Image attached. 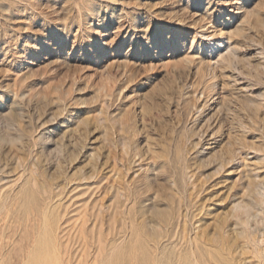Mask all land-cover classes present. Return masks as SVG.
Returning <instances> with one entry per match:
<instances>
[{"label": "rangeland", "instance_id": "obj_1", "mask_svg": "<svg viewBox=\"0 0 264 264\" xmlns=\"http://www.w3.org/2000/svg\"><path fill=\"white\" fill-rule=\"evenodd\" d=\"M263 185L264 0H0L5 264H264Z\"/></svg>", "mask_w": 264, "mask_h": 264}, {"label": "bare ground", "instance_id": "obj_2", "mask_svg": "<svg viewBox=\"0 0 264 264\" xmlns=\"http://www.w3.org/2000/svg\"><path fill=\"white\" fill-rule=\"evenodd\" d=\"M211 34H212V33H211ZM214 34H215L214 36L217 37V34H216V33H214ZM218 35H219V34H218ZM220 36H221V35H220ZM221 37H222V36H221ZM212 38H213V36L210 37V39H212ZM218 45H221V44H218ZM117 122H118V121H117ZM192 130H193V129H192ZM116 133H117V132H116ZM183 136H184V135H183ZM199 136H200V135H199ZM200 137H201V136H200ZM117 140H118V139H117ZM232 145H233V144H232ZM78 149H79V148H78ZM230 149H231V148H230ZM233 150H234V149H233ZM233 150H232V151H233ZM235 150H236V149H235ZM236 151H237V150H236ZM227 152H228V151H227ZM227 152H226V153H227ZM230 152H231V151H230ZM242 152H243V151H242ZM228 153H229V152H228ZM232 153H233V154H236L237 152H235V153L232 152ZM232 153H230V156L233 155ZM119 154H120V153H119ZM237 154H238V153H237ZM237 154H236V155H237ZM236 155H233V156L235 157ZM96 156H97V155H96ZM233 156H232V157H233ZM237 156H238V155H237ZM92 157H93V156H92ZM232 157H230V159H229V160H226V161H227V162H231L230 160H232V159H231ZM240 157H241V155H240ZM131 158H132V157H131ZM222 158H223V157H222ZM228 158H229V157H228ZM228 158H227V159H228ZM134 159H135V158H134ZM138 159H139V158H138ZM241 159H242V158H241ZM97 160H98V159H97ZM233 160H234V159H233ZM233 160H232V161H233ZM237 160H239V159H237ZM98 161H99V160H98ZM220 161H221V160H220ZM94 162H95V161H94ZM221 162H222V161H221ZM221 162H220V163H221ZM222 164H223V163H222ZM222 164H220V167H223L225 163H224L223 165H222ZM93 165H94V163H93ZM101 165H102V164H101ZM221 165H222V166H221ZM225 165H226V164H225ZM120 167H121V166H120ZM124 167H125V166H124ZM93 168H95V167H93ZM220 169H222V168H220ZM87 171H88V170H87ZM90 171H91V170H90ZM95 171H96V170H95ZM218 171H219V170H218ZM80 173H81V172H80ZM92 173H93V172H92ZM93 174L95 175V173H93ZM85 176H86V175H85ZM85 176H84V177H85ZM94 177H95V176H94ZM88 178H90V177H88ZM83 179H84V178H83ZM85 179H86V177H85ZM92 179H93V178H92ZM195 179H196V178H195ZM196 180H197V179H196ZM33 181H35V180H33ZM90 181H91V180H90ZM35 182H36V181H35ZM87 182H88V181H87ZM106 182H107V181H106ZM118 182H119V181H118ZM107 183H108V182H107ZM250 183H252V181H251ZM250 183H249V184H250ZM253 183H254V182H253ZM253 183L250 184V185L253 186ZM79 184H80V183H79ZM79 184H78V185H79ZM121 184H122V183H121ZM255 184H256V182H255ZM33 185H35V184H33ZM116 185H117V184H116ZM118 185L120 186V184H118ZM256 185H258V184H256ZM251 186H250V187H251ZM263 186H264V185H263ZM112 187H113V186H112ZM121 187H122V186H121ZM121 187H120V189H121ZM250 187L248 186V191L251 190ZM255 187H256V186H255ZM116 188H117V187H116ZM118 188H119V187H118ZM251 188H253V187H251ZM261 188H262V187H261ZM122 190H123V189H122ZM127 190H128V188H127ZM253 190L255 191V188L252 189V191H253ZM261 190H262V189H257V188H256V191H259L260 194H262ZM103 191H104V190H103ZM110 191H111V190H110ZM177 191H178V190H177ZM256 191H255L254 193H255V194H256V193L259 194V193L256 192ZM263 191H264V190H263ZM250 192H251V191H250ZM120 193H121V196H123V197L125 196V193H124V192H120ZM254 193L251 192V194H250L251 196H250V197H252V194H253L254 196H256ZM246 194H247V193H246ZM246 194H245L244 196H246ZM248 194H249V193H248ZM260 194H259V195H260ZM112 195H113V194H112ZM126 195H127V194H126ZM117 196H118V195H117ZM119 196H120V195H119ZM119 196H118V197H119ZM129 196H130V195H129ZM256 197H257V196H256ZM261 197H262V196H261ZM51 198H52V197H51ZM245 198H246V197H245ZM45 199H46V198H45ZM112 199H113V198H112ZM118 199H119V198H118ZM252 199H254V198H252ZM252 199H251V202L253 201ZM262 199H264V196H263ZM247 200H248V196H247ZM247 200H245V201H247ZM254 200H255V199H254ZM241 201H242V202H241ZM241 201H239L240 204L243 203L244 200H241ZM259 201H260V200H259ZM7 202H8V201H7ZM247 202H248V201H247ZM100 203H101V202H100ZM125 203H126V201H125ZM244 203H246V202H244ZM252 203H253V202H252ZM252 203H251V205H252ZM260 203H261V202H260ZM262 203H263V202H262ZM43 204H44V203H43ZM126 204H127V203H126ZM126 204H125V205H126ZM238 204H239V203H238ZM238 204H236V205H234V206H237ZM48 205H49V203H48ZM50 205H51V204H50ZM86 205H87V204H86ZM253 205L255 206V203H254ZM9 206H10V205H9ZM108 206H109V205H108ZM234 206H233V207H234ZM105 207H106V206H105ZM237 207H238V206H237ZM237 207H234V208H233V211H235L234 209H236ZM48 208H49V207L47 206V209H48ZM101 208H103V207H101ZM125 208H126V207H125ZM3 209H6V208L3 207V206H2V208H0V222H1V221H4V222L7 223V217H5L6 219L2 217V213H3V211H5V210H3ZM98 209H99V208H98ZM251 209H253L252 212H251ZM56 210H57V209H56ZM99 210H100V209H99ZM124 210H125V209H124ZM124 210H123V212H124ZM240 210H241L242 212H245L246 215L249 214L248 217L250 216V212H251V216H252V215L254 214L253 212L255 211L254 208H252V207L250 206V202H249V204H247V203H246V204H241V205L238 207V210L235 212V214H236L238 211L240 212ZM47 211H48V210H47ZM60 211H61V210H60ZM100 211H101V210H100ZM126 211H127V210H126ZM8 212H9V210H8ZM19 212H20V211H19ZM19 212H18V213H19ZM42 212H43V210H42ZM84 212H85V211H84ZM57 213H58V212H57ZM57 213H56V214H57ZM240 213H241V212H240ZM240 213H239V214H240ZM245 213H243V215H244ZM252 213H253V214H252ZM19 214H20V213H19ZM47 214H48V212H47ZM87 214H88V212H87ZM122 214H123V213H122ZM233 214H234V212H233ZM7 215H8V213H7ZM84 215H85V214H84ZM123 215H124V214H123ZM159 215H161V213H159ZM243 215L241 214L240 216L243 217ZM5 216H6V214H5ZM45 216H46V215H44V216H42V217H43V218L45 219V221H46L48 218H46ZM62 216H63V215H62ZM82 216H83V215H82ZM117 216H118V215H117ZM117 216H116V217H117ZM119 216H120V215H119ZM235 216H237L236 218H239L238 215H235ZM244 216H245V215H244ZM15 217H17V216H15ZM60 217H61V216H60ZM241 217H240V218H241ZM246 217H247V216H246ZM31 218H32V217H31ZM49 218H50V217H49ZM62 218H63V217H61L60 219H62ZM119 218H121V217H119ZM119 218H118V220H119ZM240 218H239V219H240ZM244 218H245V217H244ZM244 218L242 219V222H244V221H243ZM249 218H250V217H249ZM27 219H28V218H27ZM82 219H83V218H82ZM82 219H81V223H83V222H82ZM94 219H95V218H94ZM246 219H248V218H246ZM262 219H263V218H262ZM10 220H11V219H10ZM30 220H31V219H30ZM32 220H33V218H32ZM51 220H52V219H51ZM83 220H84V219H83ZM89 220H91V219H89ZM120 220H122V218H121ZM120 220H119V221H120ZM127 220H128V219H127ZM127 220L125 219L126 222H127ZM91 221H92V220H91ZM94 221H95V220H94ZM94 221H93V222H94ZM237 221H238V220H237ZM245 221H246V220H245ZM248 221H249V220H248ZM250 221H251V220H250ZM52 222H53V221H52ZM60 222H61V221H60ZM98 222H99V221H98ZM49 223H51V222H49ZM88 223H89V222H88ZM94 223H95V222H94ZM118 223H119V222H118ZM127 223H128V222H127ZM246 223H248V222H246ZM246 223H245V224H246ZM4 224H5V223H4ZM15 224H16V223H15ZM15 224H14V226H15ZM45 224H47V222H46ZM45 224H44V225H45ZM52 224H53V223H52ZM57 224H58V223H57ZM60 224H61V223H60ZM49 225H50V224H49ZM80 225H82V224H80ZM89 225H90V224H89ZM89 225H88V226H89ZM93 225H94V224H93ZM128 225H129V224H128ZM161 225H162V223H161ZM234 225H235V224H234ZM2 226H3V224H2ZM19 226H20V225H19ZM37 226H38V225H37ZM42 226H43V225H42ZM42 226H41V227H42ZM58 226L60 227L61 225H58ZM95 226H96V225H95ZM220 226H224V225L219 224V227H220ZM24 227H25V226H24ZM38 227H39V226H38ZM43 227H44V226H43ZM46 227H47V230H48V231H51V230L53 229V228H51L50 226H47V225L45 226V228H46ZM85 227H86V226H85ZM91 227H92V226H90V228H91ZM98 227H99V225H98ZM127 227H128V226H126V228H127ZM159 227H160V226H159ZM159 227H158V228H159ZM219 227H218V228H219ZM87 228H89V227H87ZM87 228H86V229H87ZM90 228H89V229H90ZM221 228H224V227H221ZM17 229H18V227H17ZM17 229H16V231H17ZM26 229H27V228H26ZM43 229H44V228H43ZM57 229H58V228H57ZM86 229H85V230H86ZM20 230H21V229H20ZM22 230H23V229H22ZM40 230H41V229H40ZM94 230H95V229H94ZM94 230H93V231H94ZM218 230H219V229H218ZM224 230H226V229H224ZM224 230H223V232H224ZM4 231H5L4 228H1V227H0V250H1V248H2V246H3V243H4ZM27 231H28V230H27ZM43 231H44V230H43ZM58 231H59V230H58ZM230 232H231V231H230ZM239 232H240V231H239ZM27 233H28V232H27ZM43 233H44V232H43ZM56 233H58V232H56ZM127 233H128V232H127ZM200 233H201V232H200ZM218 233H219V232H218ZM8 234H10V233H8ZM37 234H38V233H37ZM37 234H35V237H36ZM61 234H62V233H61ZM19 235H20V234H19ZM97 235H99V234H97ZM230 235H231V234H230ZM7 236H8V235H6V238H7ZM12 236H13V235H12ZM16 236H17V235H16ZM26 236H28V234H27V235L25 234V237H26ZM8 237H9V236H8ZM19 237H20V236H19ZM19 237H18V238H19ZM25 237L23 238V240L25 239ZM6 238H5V239H6ZM12 238H13V237H12ZM98 238H100V237L98 236ZM124 238H125V237H124ZM216 238H217V237H216ZM42 239H43V238H42ZM42 239H40V242H41ZM50 239L53 240L52 238H50ZM100 239H101V238H100ZM102 239H103V238H102ZM27 240H28V238H27ZM57 240H58V239H57ZM90 240H91V238H90ZM122 240H124V239L122 238ZM122 240H121V243H123ZM212 240H213V239H212ZM212 240H211V242H212ZM10 241H11V240H10ZM25 241H26V240H25ZM37 241H38V240H37ZM58 241H59V240H58ZM100 241H101V240H100ZM220 241H221V240H220ZM26 242H28V241H26ZM31 242H32V240H31ZM34 242H36V241L34 240ZM43 242H44V244H43L44 247L41 246V244L39 243L40 245L37 246V248L35 249V252H34V253H30V254L27 253V254H28V257H27V255H26V258H29V260H28V261L26 260V261H27L26 263L23 261V262H24L23 264H62V260H61V258H60L61 256L59 257V251H57L58 248H60V247L57 248V246H56L55 244H50V243H49L48 241H46L45 239H44ZM43 242H42V243H43ZM93 242H94V241H93ZM251 242H252V241H251ZM8 243H9V242H8ZM16 243H17V242L15 241V244H16ZM51 243H52V242H51ZM61 243H62V242H61ZM101 243H102V242H101ZM121 243H119V245H120ZM218 243H219V242H218ZM252 243H253V242H252ZM257 243H258V242H257ZM5 244H6V243H5ZM24 244H25V243H24ZM27 244H28V246L30 245L29 243H27ZM27 244H25V245H27ZM56 244H57V243H56ZM59 244H60V242H59ZM94 244H95V243H94ZM98 245H99V244H98ZM116 245H117V244H116ZM119 245H118V246H119ZM20 246H21V244H20ZM33 246H34V243H33ZM66 246H67V244H66ZM218 246H219V245H218ZM263 246H264V245H263ZM13 247H14V246H13ZM15 247H16V246H15ZM15 247H14V249H15ZM21 247H22V246H21ZM70 247H71V246H70ZM111 247H112V246H111ZM114 247H115V246H113L112 248H114ZM159 247H160V246H159ZM16 248H17V247H16ZM29 248H30V247H28L27 249L29 250ZM66 248H67V247H66ZM84 248H85V247H84ZM216 248H217V247H216ZM6 249H7V248H6ZM14 249H13V250H14ZM30 249H31V248H30ZM33 249H34V248H33ZM69 249H70V248H69ZM15 250H16V249H15ZM28 250H27V251H28ZM59 250H60V249H59ZM109 250H110V249H109ZM23 251H25V250H23ZM29 251H31V250H29ZM119 251H120V250H119ZM9 252H10V251H9ZM31 252H32V251H31ZM64 252H65V251H64ZM107 252H108V251H107ZM226 252H227V251H226ZM263 252H264V247H263ZM6 253H7V252H6ZM17 253H18V252H17ZM67 253H68V255H69V251H68ZM110 253H112V252H109V255H110ZM15 254H16V253H15ZM18 254H20V253H18ZM22 254H23V252H22ZM64 254H65V253H64ZM64 254L62 253V255H64ZM119 254H120V252H119ZM224 254H225V253H224ZM11 255H12V254H11ZM109 255H108V257H109ZM112 255H113V254H112ZM194 255H195V254H194ZM15 256H16V255H15ZM17 256H18V255H17ZM19 256H20V255H19ZM64 256H65V255H64ZM110 256H111V255H110ZM134 256H135V258H136V255H134ZM5 257H6V256H5ZM13 257H14V256H13ZM112 257H113V256H112ZM0 258H1V260H0V264H5L6 261H5V258L3 257V254H2V253L0 254ZM15 258H16V257H15ZM15 258H14V259H15ZM66 258H67V257H66ZM258 258H260V257H258ZM12 259H13V258H12ZM12 259H11V260H12ZM17 259H18V258H17ZM67 259H68V258H67ZM109 259H110V258H109ZM22 260H23V257H22ZM135 260H136V259H135ZM154 260H156V259H154ZM17 261H18V260H17ZM65 261H66V259H65ZM67 261H69V259H68ZM67 261H66V262H67ZM20 262H21V261H19V263H20ZM134 262H135V261H134ZM12 263H13V262H12ZM68 263H69V262H67V264H68ZM135 263H136V262H135ZM154 263H156V262H154ZM260 263H261V262H260ZM262 263H263V262H262ZM15 264H16V263H15ZM21 264H22V262H21Z\"/></svg>", "mask_w": 264, "mask_h": 264}]
</instances>
